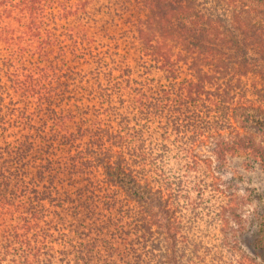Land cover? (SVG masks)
Wrapping results in <instances>:
<instances>
[{
	"label": "trees",
	"instance_id": "trees-1",
	"mask_svg": "<svg viewBox=\"0 0 264 264\" xmlns=\"http://www.w3.org/2000/svg\"><path fill=\"white\" fill-rule=\"evenodd\" d=\"M0 133V264H257L264 0H0Z\"/></svg>",
	"mask_w": 264,
	"mask_h": 264
},
{
	"label": "rangeland",
	"instance_id": "rangeland-1",
	"mask_svg": "<svg viewBox=\"0 0 264 264\" xmlns=\"http://www.w3.org/2000/svg\"><path fill=\"white\" fill-rule=\"evenodd\" d=\"M15 134H13L12 132L7 134V137L9 140L12 139V137ZM3 136V133H0V139ZM258 178L261 179V184L264 185V175L263 174H259ZM215 197L213 203L215 205L218 204L220 196H213ZM212 211V208H211ZM262 213L264 214V210L262 211ZM262 224H257V223H252L250 224V226H254L252 227L255 231L257 226V232L254 231L252 232V234H249L250 240L253 242L254 237L257 235L259 236L258 240L256 241V248H254L252 245H249V242L244 244V246L246 247V249H248L249 253H253V251L256 249L258 251V255L254 256L253 254H249L248 256L254 260L257 261V264H264V219L262 220ZM202 224V223H201ZM204 225V224H202ZM206 227L210 228L208 229L209 231V236H205L203 233L202 235H200V237H204L203 240L205 241L206 244H208V246L211 248V255L210 258H215V259H220L222 261H227L230 262L231 264H237V260H238V254L235 251H231L228 248H223L221 246V233L219 232V224L217 223V221L215 220H211V224L210 222H208V220H206L205 223ZM203 229V227H202ZM254 243V242H253ZM245 258V261L249 258V257ZM219 261V260H218ZM251 264H255L253 261L251 262Z\"/></svg>",
	"mask_w": 264,
	"mask_h": 264
}]
</instances>
